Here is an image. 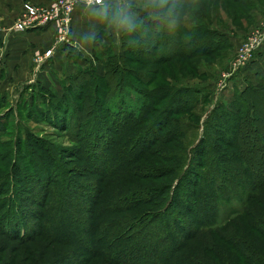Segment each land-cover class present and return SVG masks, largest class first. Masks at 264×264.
Wrapping results in <instances>:
<instances>
[{
  "label": "rangeland",
  "instance_id": "rangeland-1",
  "mask_svg": "<svg viewBox=\"0 0 264 264\" xmlns=\"http://www.w3.org/2000/svg\"><path fill=\"white\" fill-rule=\"evenodd\" d=\"M26 1L0 0V25L3 26L0 29V126H6L4 131L0 132V180L10 175L14 177V174L22 176L24 168L31 169L29 160L32 158L26 147L30 148L31 146L28 140L31 136L43 140L50 148V152L47 154L48 156L49 154L53 155L55 162L51 168L48 167V164L46 174L52 175L53 181L59 183L60 187L59 184L56 187L53 186L56 189L52 191L53 194L51 193L50 198L52 199L46 203L44 192H40L43 188L42 183L46 179L42 177L39 169L33 171L36 166L32 165V170L22 178L26 181L24 184L25 203L22 206L27 214L24 217L4 216L7 218L4 230H9L10 236L3 234L0 230V264H109L106 259L97 258L96 255L92 257L89 253V247H91L89 230L93 220L92 215H95L94 197L105 193L107 201L120 200L145 188L153 190L161 187L166 190L180 177L186 159L192 155L191 150L195 144L204 138L206 128L210 127L211 129V126L215 128V122L223 121L219 117L221 114H226L231 110L235 113L238 108L246 109L243 102L237 97L248 86L264 84L258 76V74L264 75V44L256 46L261 41L264 43V0H249L250 3L245 9L229 7L231 3L228 0H207L205 2L212 7L213 13L210 17H201L207 18L204 20L196 19L198 13L195 12V9L183 13L184 18L182 19L188 28L202 26L214 34H223L226 38L225 40L221 39L223 43H220V47L216 51L212 50L208 56H197L188 61H181L177 56L170 59L169 66L185 69H182L178 74L176 83H172L170 79L168 80L159 72V74L157 73L163 68L161 64L166 65L167 62L154 64L155 67L151 65L153 61H159L155 51L150 49V43L154 42V35L151 33L153 27H147L148 34L145 26L140 27V33L135 34L134 38L131 34L133 39L124 33L117 36L106 29L104 24L91 18L81 1L75 3L76 0H50V2L42 4ZM179 1L168 0L169 4L177 5L178 14L181 5ZM60 2L64 8L67 7L71 10L67 19L61 17L60 23L55 22L39 28L30 27L25 31L17 30L16 25L21 20L26 22L31 20L33 23L38 21L41 10L49 9L51 16L56 20L55 10L59 11L58 4ZM190 7L193 8V6ZM241 10L245 12L246 16L248 15L247 19L235 18ZM143 12L148 14L147 11H141L140 18ZM11 18L16 19L12 29H10V25H6L12 20ZM63 20H69V22L64 23ZM167 28L169 27L167 26ZM93 32L99 34L96 43H84V38ZM167 35L175 36L169 31ZM62 37L67 38L62 39ZM123 37L129 52L127 58H130L126 63L127 69L144 70L147 79L152 78V81L145 86L138 82L134 76L125 74L124 71L127 69L123 67L124 61L114 84L130 82L138 87L139 91L147 92L157 88L160 84L167 83L166 88L173 89V94L187 86L194 87L192 91L199 90L197 98L203 100L204 103L188 113L181 112V116L173 117L172 113L175 107H168L166 99L159 106L156 117L161 115V123L167 120L165 125L167 130L173 129L174 133L168 135L166 130L162 140L157 141L140 161L138 165L140 168L136 166V169L134 167L129 170H135L132 175H121L105 183L100 180V176H97L98 172L91 173L93 167L90 163L92 161L85 160L88 155L92 156V150L102 152V148L89 146V141H92V135L94 136V132L98 129H100L98 130L100 133L95 134L92 142L94 145L97 143H95L97 138H99V143H104L106 139L112 141L119 126L125 121L123 116L135 115V107L140 106L138 95L128 91L126 95L114 101L113 108L122 113V119L110 113L102 114L94 107L86 112L89 113V117L81 122L86 127L84 131L86 135L83 137L86 143L82 146L80 143L72 141L73 137H67L66 132H63L66 128L62 123L69 124L73 131L75 130L74 117L79 108L87 105L81 92L78 91L81 88L83 91L87 89L91 91L89 97L93 100L95 99L93 92L96 90L99 95L107 94L108 90L105 89V84L109 81L103 79L107 73L106 66L111 63L112 58L123 54L121 48ZM215 40L217 43L221 42L220 39ZM213 43L215 42L213 41ZM49 51L52 54L47 57L46 54ZM133 51L135 53L131 54ZM170 52L172 53V51ZM137 54L140 61L137 59ZM86 71H91L100 80H97L96 83L93 82V85H89L87 89L77 85V92L72 94L73 106L71 110L69 107V110L65 109L62 123L58 118L56 121L52 119V122H46L42 119L41 114L38 121L27 120L26 117L30 114V105L33 104L36 111L48 112V101L51 100L52 107L59 105V99L67 90L70 82L80 73ZM95 84H98L97 89H95ZM172 93L171 91L169 93L171 98ZM86 94L84 93V95ZM32 96H34V100L31 99ZM262 96L259 94L254 99L256 120L251 123L252 129L246 137L247 149L252 152L251 154L258 156L256 170L259 174H264V134L262 133L264 131V101L260 98ZM88 99L87 96L86 100ZM88 101L92 105L95 104ZM99 101L102 105L101 98ZM170 105L174 106V104ZM28 107L29 109H27ZM12 108L13 114L7 116ZM86 113L83 114L86 115ZM237 117L240 118L241 115L237 116L236 114L234 120L229 122L230 126L225 129L226 136L214 137L217 144H220V140H229L235 136H232L234 133L233 123L238 120ZM3 118H5L4 121ZM163 118L165 121L162 122ZM24 124L29 127L30 134L28 135L27 131L20 127ZM208 124L211 126H207ZM148 134V138H154L150 131ZM74 149L80 150V154L77 151L75 153ZM237 151L235 146L232 153L237 154ZM232 153L229 156L230 161L234 159ZM42 155L45 157L44 152ZM234 167L235 162L232 165V168ZM158 169H162L164 174L160 171L159 177L155 178L149 174ZM68 171L70 173H67V178L71 174L74 188L76 184L80 186L79 190L75 189L72 193H69L68 189L65 192L62 191V187L63 189L65 187L61 183L66 178L65 173ZM245 176V173H240L238 183L229 190V195L226 197L227 202L220 210L218 223L215 227L213 229L200 228L197 236L191 234L183 249L184 255L180 259L190 256L195 264H264V236L261 237L259 232V230L264 232V187L254 188L252 191V187L248 185L250 180ZM76 180L78 183L75 182ZM185 187L190 191L189 188L195 186L186 185ZM4 189L5 187H2L0 192ZM196 189H191L195 195ZM166 197L162 196L159 203H164ZM2 198L4 197L2 196ZM45 203L49 207L46 211L50 214V219L45 228V235L40 236L36 234V227L41 223L37 218L41 213H45V209L42 207ZM192 203H197V198L192 199ZM172 206L173 212L179 213L185 222L190 216L187 215L186 209L179 203L177 207L175 204ZM159 207L151 205L143 207L133 212L132 216L141 212H157ZM13 224H16L15 227L18 229L15 234L12 231ZM159 224L154 223L153 227H159ZM59 225L66 227L69 234H60L57 237L46 230ZM173 226L171 223L170 230H172L173 236H184L186 230L184 232L182 229L173 228ZM22 234H26L29 238L20 241L19 236ZM77 239L83 240L82 245H74ZM164 242L162 239L156 240V238L141 242L142 249L138 247L135 249L137 251L135 264H143L147 261L148 263L145 264H154L153 258L157 259L156 250L163 249ZM155 248L156 250H153Z\"/></svg>",
  "mask_w": 264,
  "mask_h": 264
},
{
  "label": "trees",
  "instance_id": "trees-1",
  "mask_svg": "<svg viewBox=\"0 0 264 264\" xmlns=\"http://www.w3.org/2000/svg\"><path fill=\"white\" fill-rule=\"evenodd\" d=\"M205 1L207 0H180V9L178 8L180 10L178 14L179 22L174 28H167V25L160 24L157 21H152L147 18L148 14H145L144 12L142 13L140 18V27L145 26L146 29L150 26L153 27V32L151 33L154 35V42L150 43V49L155 51L159 59L158 62H156V60L153 61L151 65L154 66V64L167 62L168 64L166 65L161 64L163 68L161 67L162 69L157 71V73L159 72L161 75L165 76L166 79H170L172 83H176L178 81V74H180L184 68L169 66L170 59L177 56L181 59V61H188L193 57L208 56L212 53V50L216 51L217 48L220 47V43H223L221 39L225 40L226 38L225 35L214 34L206 28H202V26H193V28L190 29L185 25L184 19L182 18H184L183 13H186L187 10L195 9V12L198 13V15L195 12L194 13L197 15L196 19L198 20L207 19L201 17H210L212 15V7L208 6ZM228 1L231 3L229 7H234L236 9H245V7H247L250 3L249 0ZM190 6H193V8ZM235 18L247 19L248 15L246 16L245 12L241 10V12L237 13V17L235 16ZM139 28L136 32L132 33L133 38L135 37V34L140 33ZM168 31L169 33H174L175 36L169 37L167 35ZM148 32L149 30L147 29L146 33L148 34ZM132 35L128 34L129 38H132ZM215 39H220L221 42L217 43ZM122 41L123 44L121 48L123 54L112 58L110 60L111 63L106 66L107 73L103 79H108L110 82L105 84V89L108 90L107 94L102 93V95H99L96 90L93 92L95 99L93 100L89 97V93L91 91L87 89L89 88L88 86H92L93 82L96 83V81L100 79L95 74H92L91 71H86L80 73L73 81L70 82L67 90H65L59 99V105L52 107L50 105L51 100L48 101V112L44 111L45 113H43L42 111H36V107L34 108L33 104L30 105V109L29 107L27 108L30 112V114L26 117L27 120L33 119L32 121H38L41 114L42 119L46 122L50 123L52 122V119L56 121L58 118V120L62 123L65 109L69 110L70 108L71 110V107L73 106L72 94L77 92V85L86 88L87 90L85 91H83L82 88L78 90L79 93L81 92V96H83L85 104L87 105L83 108H79L76 116L74 117L75 130L73 131L71 126L65 122L62 124H64L66 130L63 131L62 128L58 127L61 131L66 132L67 137H73L72 141L80 143V146H82L86 143L85 138H83L86 135L84 132L86 127L82 125L81 122L89 117V113L86 112L90 111L94 107L102 114L104 113L107 115L110 113L118 116L119 119H122V113L113 108V103L119 97L126 95L128 91L135 92L138 95L140 106L135 107L134 110L136 113L134 116L133 114H129L130 117L123 116L125 121H123V123L119 126L116 135L114 136L115 138H113L112 141H108L106 139L104 143H99V138H97L95 140V143H97L94 145V143H92L93 138H95V134L98 135L100 133L98 132L100 129H98L94 132V136L92 135V141H89V146H95L99 149L102 148V152H94V150H92V153L94 152L93 154L91 153L92 156L88 155V158L85 157L87 158L85 160L92 161V163H90L93 167V169H91V173L94 174L98 172L97 176H100V180H103L105 183L121 175H132L135 170H129H132L134 167V169H136V166H138L144 156L148 154L153 145L160 139L162 140V137L167 130L165 126L167 124V120L165 121V118H163L162 122H165L161 123V115L156 117V114L158 115V108L166 101V99V105L168 107H175V110H173L172 113L173 117H176L177 115L181 116V112L188 113L200 106V104L204 103L203 100H199L200 98H197L199 90L192 91L194 87L187 86L182 88L180 91L178 90L174 92L173 94V89L170 87L166 88L167 86L165 85L167 83L160 84L157 88L147 92L142 90L139 91L138 87L132 85L130 82L119 83L118 85L114 84L118 78V71L122 69L121 64L125 61V65H123V67H126V63L129 62L130 59L127 58L129 57V52L127 50V43L124 41V37L122 38ZM213 41L215 43H213ZM170 51H172V53ZM132 53L134 54L135 52L133 51L131 54ZM137 57L138 61H140L138 54ZM174 68L176 69V72ZM124 72L127 75L134 76L138 82L145 86L152 81V78L147 79L144 70L141 69L130 70L128 68ZM186 72L189 71L186 70ZM96 86H98V84H95V87ZM95 89H97V87ZM170 91L173 95L172 98L169 94ZM84 93L87 94L84 95ZM259 94L264 96V84L250 87L248 86L242 94L237 97L243 102L246 109L238 108L235 110V113L231 110L226 114H221L219 117L220 119H223V121L215 122V128L209 124L207 125L211 126V129L210 127L206 128L204 138H201L195 144L193 150H191L192 155L186 159L185 166L180 177L166 190H163L161 187L154 188L153 190H151V188H145L144 190L133 192L131 195H128L120 200L107 201L106 199L108 198L105 197V193L98 194L97 197H94L93 204L95 203V215H92L93 220L90 224L89 230V242L91 246L89 247L90 255L92 257L96 255L97 258H104L109 264H135L137 260V251L135 249L137 247L141 248V242L156 238V240L162 239L165 241L163 243L165 247L160 250H156V248L153 249L156 250L157 253L156 260L152 257L153 261H155V263L153 262L154 264H195L193 258L190 256L180 259V257L184 255L183 249L186 247L187 240L190 238L189 236L191 234L197 236L199 233L198 229L200 228L213 229L215 227L218 223L220 210L223 207V204L227 202L226 197L229 195V190L239 181V174H246L245 177L250 180V184L248 185L249 187H252V191L254 188L264 187V174H259L256 170L258 156L251 154L252 152L246 147V137L252 129L251 123L256 120V107L254 105V99ZM87 96L89 98L88 100L95 104L92 105L88 100H86ZM263 96L260 98L264 101ZM100 98L103 101V106L99 101ZM31 99L34 100V96H32ZM170 104H174V106H171ZM13 112L14 110L12 108L9 110L7 116L12 115ZM83 113H86V115ZM236 114L237 116L241 115V117H237L238 120L235 122L233 121L234 133H232V136H235L229 140H220V144H217V140L214 139V137L227 135L225 129L230 126L229 122H231L232 119L234 120ZM2 120L4 121L5 118ZM2 123L3 122H1V124ZM4 127L6 128L5 125L0 126L1 133L4 131ZM20 127L27 131V135L30 134L29 127L26 124ZM71 131H73L72 134ZM149 131L154 136L153 139L150 137L148 138ZM166 133L169 135L174 133V130H167ZM262 133L264 134V131ZM29 137V144L31 143L32 148L31 146L30 148L28 146L26 147L28 148V153L32 158L29 160V166L31 165V169L23 167L24 173H22V176L14 174V177L10 175L5 179L0 180V191L2 187H5V189L0 192V199L2 196L4 197L0 200V230L3 234H8L9 236V230H4V227L6 226L4 223L7 221V218H4V216L8 217L17 215L24 217L27 214L24 206H22V204L25 203L24 184L26 182L22 180V178H24L25 174H28L32 170V165H34V167L36 166L33 171H37V169H39L42 177L46 179V181L42 183L43 188H41L40 191L44 192L43 195L46 199V203L52 199L50 198L51 193L53 194L52 191H54L56 189L55 187L59 184L53 181L52 175L46 174L48 171V164V167L51 168V165L54 166L55 162V157L51 154L48 156L47 154V152H50V148L46 146V143L43 140L32 138L31 136ZM235 146L238 149L237 154L235 152L232 153ZM73 151L80 154V150L74 149ZM42 152L45 153L46 158L43 157ZM231 153L233 154L234 159L230 161L229 156ZM234 162L235 167L232 168ZM38 165L39 167H37ZM161 170L158 169L150 172L149 174L154 176V178L159 177V174L162 172ZM67 173L69 174L70 172L68 171L65 173L66 178L63 180L64 184L63 181L61 183V185L65 188L63 189L62 187V191L65 192L68 189V192L72 193L75 189L79 190L80 186L76 184L77 187L75 186L74 188L73 178H71V174L67 178ZM15 178L16 180H14ZM75 182L78 183L77 180ZM54 185L55 187H53ZM186 185H193L195 187L189 188V191L186 190ZM195 188H197L195 190V192L197 191L196 195L194 192H191V189ZM162 196L167 197L164 199L165 202L160 204L159 201H161ZM195 198H197V203L193 204L192 199ZM46 203L42 206L45 209V213H41L40 217L37 218L38 221H41V223L36 227V234L40 236L45 235V228L47 227L50 219V214L46 211V209L48 210L49 208ZM178 203L181 207L186 209L187 215H190L185 222L179 213L173 212L172 205L175 204V207H177ZM150 205L153 207H160L157 212H141L132 216V213L136 212V210ZM90 213L92 214V211H90ZM170 222L174 225L173 228L182 229L184 232L186 230L184 236H173L172 230H170V228H172ZM154 223H160V226L153 227ZM15 225L16 224L12 225L13 234H15L18 230ZM46 230L57 237L60 234H69L66 227H62L60 225L55 227L53 226L51 229ZM259 232L261 237L262 235L264 236L263 231L259 230ZM27 237L29 238L26 234H22L19 236V240L24 241ZM82 243L83 240L77 239L74 245H82ZM145 263H148V261L143 262V264Z\"/></svg>",
  "mask_w": 264,
  "mask_h": 264
},
{
  "label": "clouds",
  "instance_id": "clouds-1",
  "mask_svg": "<svg viewBox=\"0 0 264 264\" xmlns=\"http://www.w3.org/2000/svg\"><path fill=\"white\" fill-rule=\"evenodd\" d=\"M87 14L105 25L113 34H132L140 27L141 11L148 12V19L174 28L179 22L177 5L168 0H81ZM96 32L84 38V43L95 44ZM67 37H62L66 39Z\"/></svg>",
  "mask_w": 264,
  "mask_h": 264
},
{
  "label": "built area",
  "instance_id": "built-area-1",
  "mask_svg": "<svg viewBox=\"0 0 264 264\" xmlns=\"http://www.w3.org/2000/svg\"><path fill=\"white\" fill-rule=\"evenodd\" d=\"M79 1H81V0H76L75 3H78ZM58 7H59V11L55 10L56 14H57L56 20H54L53 17L51 16L49 9L41 10L40 16L38 17V21L33 23V21H31V20H28L27 22L24 20H21L16 25L17 30L25 31V30L30 29V27L39 28V27L48 26L49 24L55 23V22L60 23L61 17H63V18L65 17V19H67V15L71 12L70 8L69 9L67 7L64 8L62 6L61 2L58 4ZM63 22L68 23L69 20H63ZM263 44H264L263 41H261L260 43H257L256 46H262ZM51 54L52 53L49 51L46 54V56L50 57Z\"/></svg>",
  "mask_w": 264,
  "mask_h": 264
},
{
  "label": "crops",
  "instance_id": "crops-1",
  "mask_svg": "<svg viewBox=\"0 0 264 264\" xmlns=\"http://www.w3.org/2000/svg\"><path fill=\"white\" fill-rule=\"evenodd\" d=\"M15 1V0H14ZM35 2V4H42L43 2H47V1H49L50 2V0H27L26 2ZM14 6V5H13ZM15 7V6H14ZM17 15V14H16ZM12 17V16H11ZM12 19V18H11ZM15 18H13L9 23H6V25H10L9 27H10V29H12L13 27H12V25L14 24V22H15ZM80 24V23H79ZM6 25H4V27H6ZM78 25V24H77ZM2 25H0V29H2ZM8 27V26H7ZM12 27V28H11ZM258 76H260V79L261 80H263V82H264V75L263 74H258Z\"/></svg>",
  "mask_w": 264,
  "mask_h": 264
}]
</instances>
